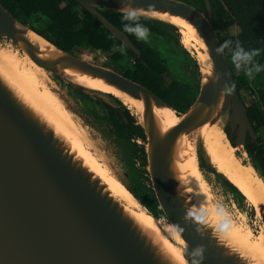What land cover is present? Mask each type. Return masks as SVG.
Returning <instances> with one entry per match:
<instances>
[{"label": "water", "instance_id": "obj_1", "mask_svg": "<svg viewBox=\"0 0 264 264\" xmlns=\"http://www.w3.org/2000/svg\"><path fill=\"white\" fill-rule=\"evenodd\" d=\"M73 1L92 15L122 46L139 56L129 37L103 15L109 12L120 16L117 10L122 6V0ZM203 1L205 12L178 0H134L132 5L145 10L151 7L155 14H167L186 21L205 47L202 51L204 70L199 68L198 93L184 112L175 111L146 87L127 77L60 50L1 5L0 36L18 49L22 58L18 55L17 58L24 60L27 57L42 70L40 76L60 98L62 96L50 75L119 115L127 110L119 101L111 95L84 87L75 76L98 79L138 102L147 172L163 215L189 252L203 264H247L196 217L199 215L203 220L211 221L208 211L203 208V197L191 185L188 188L184 186L178 177L185 173L178 174L175 170L178 141L184 136L194 135L197 167L200 152L207 168L241 193L227 177L211 166L196 131L205 125L218 123L230 145L236 149L244 148L247 141H257L226 57L215 53L220 42L211 25L210 2ZM149 14L151 12H146L141 20L174 27ZM261 14L264 23V0ZM30 35L43 41L47 51H40L30 41ZM216 74L221 76L219 82L215 81ZM225 84L234 85V90L230 95L222 96ZM165 109L173 111L179 119L174 131L163 132L161 129L159 112ZM110 128L113 129L112 126ZM71 134L88 146L81 134L73 130ZM255 208L264 228V204L257 203ZM0 264H172L127 216L124 206L106 191V186L83 166L70 144L56 135L30 105L17 98L1 77Z\"/></svg>", "mask_w": 264, "mask_h": 264}, {"label": "bare ground", "instance_id": "obj_2", "mask_svg": "<svg viewBox=\"0 0 264 264\" xmlns=\"http://www.w3.org/2000/svg\"><path fill=\"white\" fill-rule=\"evenodd\" d=\"M149 15L173 25L180 34V44L185 50H194L197 53V65L201 71L202 69L204 70V55L199 50L204 51L205 47L195 30L186 21L177 17L167 14L152 15L151 13ZM30 41L40 51H47L46 44L34 35H30ZM23 61L28 63V67L26 65L23 66L20 59L0 55V77L5 85L23 103L30 105L34 112L39 114L52 127L56 135L70 144L72 151L82 161L83 166L92 172L95 177L101 181L99 173H106L112 176L97 163L86 146L71 134L72 130L77 134H81L76 117L63 106L57 95L47 87L44 78L40 76L42 75V70L27 57H24ZM45 75L47 76L46 73ZM75 77L76 81L84 87L114 97L138 119L139 124L142 122L138 102L129 99L98 79ZM159 122L163 132H171L178 127L179 119L173 111L165 109L159 112ZM196 133L199 135L203 151L211 166L227 177L254 208L257 203L264 204V179L255 172L251 163L246 161L245 153H242L241 157L238 156L239 158L235 156V152L238 149L230 145L218 123L205 125L198 129ZM194 141V135L184 136L182 140L178 141L175 170L178 174L185 173L182 176L180 175L178 179H181L182 184L187 188L190 185L191 188H195L197 193L205 200L203 208L208 211L211 221L203 220V225L210 227L213 230V235L218 237L232 251L239 254L247 264H264V234L261 232L255 236L243 224H240L241 226L234 225L223 210L211 205L210 200L213 195L210 192L209 179H211L213 174L198 169ZM102 183L104 184V182ZM111 188L106 187V191L124 206L127 216L140 227L158 250L172 264H187L183 255L186 244L167 218L165 217L166 221L158 220L145 210L135 209L133 206L127 205L121 201L113 188ZM255 210L258 217L257 209L255 208ZM196 217L200 216L197 215Z\"/></svg>", "mask_w": 264, "mask_h": 264}, {"label": "trees", "instance_id": "obj_3", "mask_svg": "<svg viewBox=\"0 0 264 264\" xmlns=\"http://www.w3.org/2000/svg\"><path fill=\"white\" fill-rule=\"evenodd\" d=\"M178 1L184 2L200 12H205L203 0ZM209 2L212 15L211 25L216 32L225 34V36H221L217 33L220 44L225 39L233 41L238 39L246 49H259L260 55L256 57V60L260 64H264V23L261 14L263 0H209ZM0 5L24 25L35 14L45 17L48 24L44 32L40 34L62 51L70 53L73 47L87 45L97 52H111L110 59L113 62H119L122 59L134 62L130 69L124 71L123 76L146 87L177 112H184L195 101L198 86L194 89L193 85L169 79V72L160 63L158 54L145 42L137 40L134 35L125 33L121 17L118 15L109 12L103 13L114 26L129 37L138 50L139 56L122 46L92 15L79 7L73 0H0ZM141 22L150 29L151 34L167 43L178 44L177 30L174 27L162 22L143 20ZM121 47L124 49L123 52L119 51ZM225 57L237 91L251 90L248 81L255 86L252 92L260 107L251 105L246 111L256 134L261 128H264V72L258 74L255 79L249 80L243 73H236L230 57ZM79 94L85 97L82 93L79 92ZM102 108L108 112L104 121L108 122L109 131L115 135L119 144L134 137L145 140L141 127L135 125L134 119L129 116L126 110L124 111L125 121H123L107 106L102 105ZM256 140V143L247 141L244 150L251 158L254 169L264 178V142L258 136ZM224 183L231 192L243 198L234 186L226 181ZM143 207L151 213L146 206L143 205ZM163 217L162 214L159 218L166 221V218ZM189 255L191 262L197 261L199 264H203L191 252Z\"/></svg>", "mask_w": 264, "mask_h": 264}, {"label": "rangeland", "instance_id": "obj_4", "mask_svg": "<svg viewBox=\"0 0 264 264\" xmlns=\"http://www.w3.org/2000/svg\"><path fill=\"white\" fill-rule=\"evenodd\" d=\"M26 22V25L36 33L44 32L48 24V20L40 14L31 16ZM217 33L221 36H225L222 32ZM176 35H178V44L175 45L167 43L151 33L149 42L145 44L158 54L160 63H162L169 72V79L188 83L193 85L194 89L196 86L199 88L201 74L196 60L197 53L194 50H185L180 44V34L178 31H176ZM0 49L3 50H0L1 56H8L19 60V58H17V55L20 56L18 49L2 36H0ZM199 52L202 51L199 50ZM71 53L94 65L108 68L120 75H123L124 71L130 69L132 65L131 61L124 59L119 62H113L110 59L111 52H97L87 45L73 47ZM20 61L23 66L26 65V67H28V63H25L22 59H20ZM49 77L56 85V88L63 98L53 93L57 95L63 103V106L76 117V121L79 125L78 128L81 131L80 133L83 134V138L87 141L88 146L85 145L87 150L97 163L113 176L106 173H99L101 176L100 179L104 182V185L108 188L112 187L122 202L133 206L135 209L147 211L142 205L144 204L156 219L162 220V218L159 217L163 213L155 199L147 172L145 140L143 141L140 138L134 137L127 142L123 141L119 144L115 135L110 133L108 122L103 120V118L108 116V112L102 108V104L84 94L85 97L80 96L76 89L64 84L61 80L51 75ZM248 84L251 90H241L240 97L247 107L250 105L260 107L252 92V89H255L254 84L250 81H248ZM121 105L126 108L122 103ZM90 110L95 111V114L97 113V116L100 117L97 122L94 120L93 116L86 117L88 114L87 111ZM126 111L129 116L134 119L135 125L140 126L138 119L133 116L128 109ZM256 136L260 137L264 142V128H261L256 133ZM242 153L246 154V161L251 163V158L247 155L243 147L238 148L235 152V156L241 157ZM198 169L212 173L204 163V156L200 152H198ZM258 175L260 176L259 173ZM223 179L224 178L219 174H213L211 179H209V188L213 195L210 200L211 205H215L217 209L223 210L234 225L243 224V226H246L255 236L261 232L264 234L263 224L260 217H257L254 206L245 196L244 198H240L231 192L225 185ZM126 188L129 189L137 199ZM183 255L186 262L188 261L187 264H193V262L190 261L187 247L183 250Z\"/></svg>", "mask_w": 264, "mask_h": 264}, {"label": "clouds", "instance_id": "obj_5", "mask_svg": "<svg viewBox=\"0 0 264 264\" xmlns=\"http://www.w3.org/2000/svg\"><path fill=\"white\" fill-rule=\"evenodd\" d=\"M134 0H122V6L117 10L121 17V22L123 25V31L125 33L134 35L137 40L148 43L150 39V29L141 22V17L146 12H151L155 15V12L149 7L147 10L141 8H134L132 5ZM235 35V32H233ZM123 47L119 51L123 52ZM217 55L230 57L231 64L236 73H243L245 77L249 80L255 79V77L264 72V64H260L256 57L260 55V50L246 49L241 45L240 41L237 39L233 41L232 39H225L219 47L215 49ZM214 76V73H213ZM221 79L220 74L215 75V81L219 82ZM234 90V85L229 86L225 84L221 92L222 96L230 95ZM203 222L201 217H198ZM198 251H203L199 249ZM193 264H199L197 261H193Z\"/></svg>", "mask_w": 264, "mask_h": 264}, {"label": "flooded vegetation", "instance_id": "obj_6", "mask_svg": "<svg viewBox=\"0 0 264 264\" xmlns=\"http://www.w3.org/2000/svg\"><path fill=\"white\" fill-rule=\"evenodd\" d=\"M80 7V6H79ZM30 28V27H29ZM41 32H39L38 34H40ZM41 35V34H40ZM71 53V52H70ZM72 54V53H71ZM132 62V61H131ZM133 64H134V62H132ZM132 64V65H133ZM132 65H131V67H132ZM241 91V90H240ZM240 91H238L239 92V94H240ZM241 100H242V98H241ZM242 102H243V100H242ZM244 103V102H243ZM251 106V105H250ZM250 106H248V107H250ZM247 107V106H246ZM247 107V108H248ZM246 108V109H247ZM87 115H86V117H88V116H93L94 117V120L97 122V120H99L100 119V117H98L97 116V113L95 114V111H93V110H90V111H87ZM117 114V113H116ZM123 121H125V116H124V114L123 115H119V114H117ZM103 120H104V118H103Z\"/></svg>", "mask_w": 264, "mask_h": 264}, {"label": "snow or ice", "instance_id": "obj_7", "mask_svg": "<svg viewBox=\"0 0 264 264\" xmlns=\"http://www.w3.org/2000/svg\"><path fill=\"white\" fill-rule=\"evenodd\" d=\"M178 22V21H177Z\"/></svg>", "mask_w": 264, "mask_h": 264}]
</instances>
